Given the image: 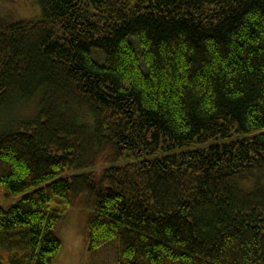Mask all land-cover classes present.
I'll return each mask as SVG.
<instances>
[{
    "label": "trees",
    "instance_id": "obj_1",
    "mask_svg": "<svg viewBox=\"0 0 264 264\" xmlns=\"http://www.w3.org/2000/svg\"><path fill=\"white\" fill-rule=\"evenodd\" d=\"M35 1L0 17V264H56L84 196L88 253L264 264V0Z\"/></svg>",
    "mask_w": 264,
    "mask_h": 264
},
{
    "label": "rangeland",
    "instance_id": "obj_2",
    "mask_svg": "<svg viewBox=\"0 0 264 264\" xmlns=\"http://www.w3.org/2000/svg\"><path fill=\"white\" fill-rule=\"evenodd\" d=\"M40 15V7L35 0H0V17L13 22L20 19L33 20ZM132 42L137 50L142 65L141 48L136 39ZM95 56L101 54L96 53ZM40 111V98L30 103L11 105L3 113L10 121H24L35 117ZM82 198V200H81ZM78 205L68 211L60 228L64 247L56 264H120L119 241L117 239L105 246L88 253L86 225L89 216L87 197H80Z\"/></svg>",
    "mask_w": 264,
    "mask_h": 264
},
{
    "label": "crops",
    "instance_id": "obj_3",
    "mask_svg": "<svg viewBox=\"0 0 264 264\" xmlns=\"http://www.w3.org/2000/svg\"><path fill=\"white\" fill-rule=\"evenodd\" d=\"M63 238V237H62Z\"/></svg>",
    "mask_w": 264,
    "mask_h": 264
}]
</instances>
